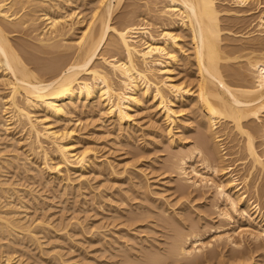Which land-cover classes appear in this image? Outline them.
<instances>
[{
	"label": "bare ground",
	"instance_id": "obj_1",
	"mask_svg": "<svg viewBox=\"0 0 264 264\" xmlns=\"http://www.w3.org/2000/svg\"><path fill=\"white\" fill-rule=\"evenodd\" d=\"M68 1L0 0V92H4L0 95V131L8 130L7 125L12 124L16 128L20 127L25 134V138L22 135L25 140L23 145L25 151L29 152L31 156L37 155L42 159L43 170L63 173L62 175L65 174L64 177L68 179L66 175L69 172H79L82 175L93 163L88 158L89 148L85 149L84 147L83 150L77 151V137L72 128H66L63 124L56 125L59 122L69 121L70 123V116L76 113L80 103L90 105L92 111L98 113L101 111V114L106 115L120 126L132 121L133 109L144 108L148 97L154 102L152 108L155 107L158 111L160 110L159 112L162 111L164 120L168 123L166 135L171 133L173 126H177L175 124L178 113L187 111L193 115L191 118L194 126H199V128L196 127L197 131L203 133L204 136L196 134L198 136L196 140L190 136L194 140V145L190 147L187 145L188 148H180L173 153L171 158L169 157L170 160L168 159L169 165L166 168L177 178L179 177L184 186L188 182L185 192L188 187L198 191L210 180H205L204 175L199 172L200 170L195 168V163L210 172L217 182L213 181L215 182L213 186H211L212 183L209 186L214 187L216 195L219 199L224 200L230 213L244 217L247 225L257 231L256 234L253 233L255 236L252 234L251 240L255 247L259 243L260 248L258 249H261L264 245V41L262 37L255 35L256 38H251L249 35L248 39H251L239 46H228V44H223V46L222 41H224L225 34L222 35L224 27L220 25L221 9L218 0V3L215 0H160V5L159 1L156 3L154 0H152L154 2L148 0L153 7L152 9L148 4L146 5V9L148 10L149 6L150 10L148 11L153 13L149 19L160 20L164 24H160L161 26L172 27L170 29L163 27V30L158 33L151 30L150 22L137 21L136 19H140L135 14L137 11L131 13V9L129 14L126 13L124 20L122 19L123 22L121 21L115 26L110 25L113 10L122 3V0H97L96 5L90 9L91 15L85 28L81 30L76 40H69L68 43L66 36L70 33L73 23H68L67 17L69 18L71 13L69 16H53L54 12L58 13L61 5ZM246 1L249 0H232L231 2L237 7L236 4L243 5ZM145 4L140 6L139 10L144 9ZM50 12H53V15ZM258 26L261 27L257 32L260 35L264 31V12L262 10ZM10 34H22L32 41L31 43L18 42L19 39L13 41V35L11 37ZM184 35L189 38L187 49L190 50L191 57L188 56L189 53L187 56L192 59H188L186 56L180 59V56L177 57L179 51L183 52L180 43H183ZM21 39L24 40V38ZM245 40L247 39L245 38ZM179 61L184 63V67L187 64L194 66L196 76L194 81L191 75V79L194 81H192L193 85L189 86L183 81L175 80L173 71L181 64ZM249 77L252 79L250 83L247 82ZM38 109H41L42 114L36 115L39 113L36 112ZM6 114L7 116H5ZM187 122L189 124L184 125L183 130L188 129L192 123ZM226 128L228 132H225ZM190 133L195 136L193 131ZM230 133H233L232 136H237V139L234 137L235 143H233L234 138H231V135L230 138L233 139L231 140L232 144H235L233 146L238 145L236 148H241V152L238 151L240 159H247V163L242 161L248 165L246 170L244 169L245 174L239 175L244 173L242 170H238L239 174L235 173L233 163L229 162L232 167H224L226 163L223 165L221 162L222 159L224 161V156L219 149L220 142L226 138L225 135ZM227 137L229 139V136ZM189 140L191 139L188 137ZM168 141H172V137ZM190 142L192 143V141ZM232 151L227 154L231 155ZM227 154H225L226 158ZM12 157V161L6 159L0 162L2 163L0 166V239L1 235L5 236L6 241L18 236H26L27 240L37 242L35 233L33 232V234L29 228L30 225L23 222V217L19 216L20 211L18 212L9 201L11 195L17 193L16 188L1 180L5 172L3 169L19 160L16 155ZM194 157L196 160L192 162ZM51 159L55 160L52 165L49 162ZM235 161L236 159L233 160V162ZM16 163L14 164L18 166L19 164ZM235 163L238 165L240 162L236 161ZM235 163L234 165H236ZM126 165L128 166V164ZM110 167L112 166L109 165L108 168ZM42 168L37 167L41 172ZM112 170L111 172L114 174ZM189 175L194 176L196 180L188 181ZM179 178L178 181H180ZM190 179L192 180V178ZM216 195H213L214 198ZM223 210L215 211L216 216L221 219L230 218L231 215L229 216L230 213L226 212L227 209L225 210L223 207ZM163 211L166 212L165 209ZM131 217L133 219L138 216L135 214ZM159 218L161 219V217ZM174 221L173 225H176ZM38 224L40 226L42 222ZM173 225H171L172 228L178 227ZM171 233L169 240L171 243L167 244L168 248L164 250V254L155 253L156 255H154V252H151L152 254L147 252L149 253L148 257L145 253L147 259L143 255L146 259L143 263L146 261L145 264H161L160 261L164 256H167L164 258L174 260L179 257L180 259L191 257L194 258L193 261L191 259L192 264L197 260L201 263V260L204 259L201 258L202 251L205 248L211 249L212 242L199 245L198 248L188 249L185 246L190 238L187 236L192 235L193 237L197 234L190 233L191 235L186 236V233L182 234L177 230ZM225 233H222V236L218 234L217 237L212 238L214 241H211L213 243L230 242L229 244L233 248L236 247L235 250L237 248L240 250L242 243L238 242L239 245L232 243L228 233ZM230 233L232 234V232ZM4 236H2V240L5 239ZM239 241L241 240L239 239ZM255 247L253 246L256 251ZM239 250H236L237 253L233 251L235 254L231 253L232 255H230L234 256L233 259L229 258L232 264L233 262L234 264H248L254 259L253 249L251 251L249 249V252L245 250L248 252L247 254L243 253L244 249ZM4 253L0 256V264H17L10 262V253V255L5 251ZM211 253L206 255L208 259H211L209 257L213 255ZM194 254L200 255L197 257ZM213 256H215V252ZM207 257L204 260L207 261ZM59 259L57 258L56 261ZM185 260L187 261V259ZM188 260L187 262L190 264L191 261Z\"/></svg>",
	"mask_w": 264,
	"mask_h": 264
},
{
	"label": "rangeland",
	"instance_id": "obj_2",
	"mask_svg": "<svg viewBox=\"0 0 264 264\" xmlns=\"http://www.w3.org/2000/svg\"><path fill=\"white\" fill-rule=\"evenodd\" d=\"M150 1L122 0V3H120L118 7L116 6V8H114L115 10H113L111 20L109 22L110 25L115 26L120 24L121 21L123 22V18L126 13L129 14V11L132 10L131 13L137 11L135 14L138 15L137 18H140L136 19L137 21H146V23L150 22V25L152 24L151 30H153V32L156 31V33H158L163 30V27L170 29L171 26H161L160 24H162V22L160 20H154V18H151V20L149 19L152 17L151 14H153L148 11L150 10L149 8L152 7ZM154 1L160 2V0ZM215 1L217 2V0ZM231 1L232 0H218L221 9V16L223 17L222 18L220 16V25L224 27L222 35L225 34L224 38L222 37L224 40L222 41V45L228 44V46H239V44L241 45L251 38H256V36L262 37V40L264 41V31L260 35L257 33L261 28L258 26L261 10L264 12L263 0H249L244 3L245 6L244 4L239 6L236 4L237 7H235L234 3ZM95 3H97V0H69L68 3L61 5V8L57 11L58 13L54 12L53 15V12H50L51 15L55 17L61 15L69 16L71 13V16H69V18L67 17V21L68 23L72 22L73 25H71L70 33L66 36L67 42L69 40H76L78 35L81 33V30L85 28L91 15L90 9L96 5ZM135 3L136 5H134ZM143 4H145L143 6L144 9L139 10ZM147 4L150 6H148V10L146 9ZM158 4L160 5L161 2ZM158 4L157 6H159ZM145 11H147V13H144ZM224 25L228 27L226 28ZM238 29L240 30L237 31ZM229 30L231 31L230 33L228 32ZM177 32L179 33V31ZM12 35L13 34H10L11 37ZM249 35L251 36L250 39H248L250 37ZM25 37L26 36H22V34H16L13 35L12 39L13 41L19 39L18 42L23 41L31 43L32 40L28 37H26V39ZM186 37L188 36L184 35V37H182L183 43H180L181 47H183V52L179 51L177 53V57L180 56L179 59L184 56L187 58L188 56L191 57V53L189 52L190 50L187 49L189 44L187 40L189 38ZM21 38H24L26 41ZM245 38L247 40H245ZM236 41L238 42L236 43ZM225 49L228 48L226 47ZM180 62L181 66L179 65ZM179 63V67H175V69L177 68V71L175 69V72L173 71L175 80L178 82L183 81L189 84V86L193 85V80L191 78L193 76L195 81L196 76L193 69L194 66L187 64L184 67V63L182 61H179ZM251 81L252 79L250 77L247 78L248 83ZM2 93L4 94V92H0V95H2ZM153 103L154 102L147 97L144 108L138 107L133 109V113L135 111L134 114L132 113L133 123L131 121L128 124L120 126L112 119H109L106 115L101 114V111L99 113L97 111H92L90 105L81 103L78 107L82 108H77L76 113L72 114L73 117L70 116V123L69 121L65 123H57L56 125L63 124L66 128H72L75 136L77 137V151H80V149L83 150L84 147L85 149L89 148L90 151L88 152V158L91 162H93L92 165L90 164L89 168L86 169L87 171L85 170V172L82 173V175H80L79 172H69L66 175L68 179L64 177L65 174L64 176L62 175L63 173L59 174L53 171L50 172L45 169L43 170L44 166L42 159H40L37 155H35L36 157L33 155L31 156L29 152L25 151V146H23L25 144V134H23L24 132L20 127L16 128L15 126H12L13 124L7 125L9 128L8 130L0 131V162L5 161L6 159L9 161L13 155L18 156L19 158V160L16 161L17 163L14 161V163L19 164L18 166L11 163L13 165L7 166L6 169L4 168L5 170L3 169L5 172L4 176L1 177V180L16 188L17 193L12 194L13 196L11 195V199H9V201L12 205H14L18 212L20 211L19 216L23 217V222L25 221V224L30 225L29 228L32 230V233H35V237H37L36 239L38 242H31L30 240H27L28 238L26 236H18L19 238H13L14 240L12 238L7 239V242L5 236L1 235L0 244L2 246L0 245V247L2 248H0V256L5 254L4 251L8 254L10 253V262H15L17 264H145L147 262H143L147 259L149 253L154 252V255H156L155 253L164 254V250L168 248L167 244L171 243L169 242L172 234L171 232H175L177 230L182 234L186 233V236L190 233H193V235L197 234L193 237L191 234V236H187L190 237L188 238V242L185 244L188 249L191 247L198 248L199 245H204V243L205 245L211 244L212 242L211 249L205 248V252L202 251L201 253V258L205 259L208 256L207 254L211 253L209 252L211 250L215 252V256H213L214 252H212L213 255L209 256L211 259H208V257L207 261L204 259H202V261L200 259L201 263H199L196 258L200 254L198 256L194 254L197 256L195 258L197 260V262L195 261L197 264H219V262H221L220 264H232L229 260L233 259L232 257L234 256L230 255L233 253L235 254V252L237 253L236 250L239 249L237 248L235 250L236 247L233 248V246L229 244L230 242L220 241L219 243L218 241L217 243H213L214 239H212L217 237L218 234L222 236V233L225 232V234L228 233L227 235L230 236L232 243H236L238 245V242L242 243L240 244V250L244 249V254H247L253 249L254 253L252 252V254L255 256L253 255L254 259L248 264H264V245L262 246L263 248L261 247V249H258L260 248L258 246L259 243L256 248L251 240L257 231L247 225L244 217L243 219L237 214L232 212L230 213V210L226 206L224 200L221 198L219 199L216 195L214 187H211L215 182H217V180L210 172L205 171L198 163H195V168L200 170L199 172L204 175L205 180H210L207 182V187L204 186L202 188L201 186V189L198 188L201 191L188 187L187 192H185L188 182H185L186 185L184 186V183L180 180V178L178 177L180 180L178 181L177 176L167 169L169 165L168 161L173 153L180 150V148L182 149L185 147L188 148L191 145L193 146L194 140H196L199 134H203L197 131L196 127L199 128V126H194L192 121L193 119L191 118L193 115L187 111H185L186 113H178V121L176 120L175 124L177 126H173L171 133H167L166 135L168 123L164 120L163 114L161 113L162 111L159 112L160 110L158 111L155 107L152 108L154 106ZM36 112H39L36 113V115H40L41 109H38ZM5 116H7V114ZM187 121L192 123L188 129L185 128L183 130L188 123ZM218 129L220 130V127ZM225 130V132H228L227 128ZM20 131L22 132L20 133ZM191 131H193V133L196 131L194 133L195 136L190 133ZM22 135H24V138ZM186 135H189L188 137L191 140L188 141V137ZM230 135L232 136L233 133H230L229 135L227 134L230 140L227 139L228 137L225 135L226 138L224 140L227 143L223 140L224 142H221L224 144L221 142V145L219 144V149L223 152H221V154L224 156V161L222 159L221 162L223 165L226 163L224 167L231 166L229 164L233 163V169L236 171L233 172L239 174L238 172L240 171L238 170H242L244 173H240L239 175L245 174V170L248 166L246 165L247 159H240L239 153L241 152V148H236L238 145H236V147L233 146L235 144H232L231 141L233 140L231 138L235 137L237 139V136L234 135L231 137ZM190 136L195 139L192 140L193 138ZM171 137L172 141H168ZM183 137L184 140H182ZM235 138L233 143L236 141ZM190 141H192V143ZM224 146L226 148L231 146V149H226ZM232 150L235 151L233 152ZM231 151V155L227 154L229 152L231 153ZM236 151L240 152L235 153ZM225 154L228 155L227 158ZM26 157L28 158L26 159ZM229 157H232L233 159ZM234 158L237 163L240 162L238 165L235 163L236 161L233 162V160H235ZM194 160H196L195 157L192 162H194ZM10 161H12V159ZM242 161H246V163ZM49 162L50 165H52L55 160L53 161L51 159ZM106 163L112 166L110 167L111 170L114 168L112 170L114 171V174L111 170H109V165ZM234 163L236 165H234ZM1 164L2 163H0V166ZM126 164H128V166ZM240 164L241 166H239ZM37 167H39V169L43 167V171H39ZM201 170H204L205 172H202ZM190 176L191 175L188 176V181L196 180L194 176ZM190 178H192V180ZM210 184L211 186H209ZM144 185L149 187H143ZM204 188L207 189L205 190ZM195 194L198 195L196 196ZM15 195H19L17 196L18 198ZM213 195H216V198H214ZM223 207L225 210L227 209L226 212L230 213L229 216L231 215V217L228 218L229 220L224 218L221 219L216 216L217 213H215V211H224ZM164 209L166 212L163 211ZM135 214L139 218L133 217L132 219L131 216ZM141 215L143 216L141 217ZM159 217H161V219ZM173 221L174 224L178 226L177 228L181 227L179 230L177 228H172L171 225H173ZM41 222L43 227L42 225L38 226V223ZM176 225L173 226L176 227ZM230 232H232V234ZM2 236H4L5 239L2 240ZM239 239L241 241H239ZM197 243L199 244L197 245ZM253 246L257 249L256 251ZM245 250L249 251L245 252ZM145 253H147V257ZM143 255H145L146 259ZM57 258L60 259L56 261ZM163 258L160 261L161 264H185L189 261L188 259H190V261L192 259L191 257H183L181 259L179 257L177 260L172 258V260L169 258ZM185 259H187V261ZM60 260L62 261L60 262ZM192 261L190 264H192ZM186 264L189 263L187 262Z\"/></svg>",
	"mask_w": 264,
	"mask_h": 264
}]
</instances>
